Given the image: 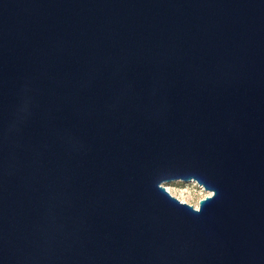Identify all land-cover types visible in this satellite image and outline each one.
I'll list each match as a JSON object with an SVG mask.
<instances>
[{
  "label": "water",
  "instance_id": "water-1",
  "mask_svg": "<svg viewBox=\"0 0 264 264\" xmlns=\"http://www.w3.org/2000/svg\"><path fill=\"white\" fill-rule=\"evenodd\" d=\"M0 264H264V0H0Z\"/></svg>",
  "mask_w": 264,
  "mask_h": 264
},
{
  "label": "rangeland",
  "instance_id": "rangeland-1",
  "mask_svg": "<svg viewBox=\"0 0 264 264\" xmlns=\"http://www.w3.org/2000/svg\"><path fill=\"white\" fill-rule=\"evenodd\" d=\"M169 191L183 201L195 204L200 201L206 189L194 181L175 180L166 183Z\"/></svg>",
  "mask_w": 264,
  "mask_h": 264
},
{
  "label": "clouds",
  "instance_id": "clouds-1",
  "mask_svg": "<svg viewBox=\"0 0 264 264\" xmlns=\"http://www.w3.org/2000/svg\"><path fill=\"white\" fill-rule=\"evenodd\" d=\"M14 132L13 126L9 125L7 128V131L5 135H11ZM206 191L204 192V195L201 196L200 202L198 206H195L193 210L197 213H199L202 210V203L205 202V198H207L209 201L216 198L217 192L213 189H210L208 186L205 185Z\"/></svg>",
  "mask_w": 264,
  "mask_h": 264
},
{
  "label": "snow or ice",
  "instance_id": "snow-or-ice-1",
  "mask_svg": "<svg viewBox=\"0 0 264 264\" xmlns=\"http://www.w3.org/2000/svg\"><path fill=\"white\" fill-rule=\"evenodd\" d=\"M186 202V201H185ZM199 205V201H197L195 204H194V206H198Z\"/></svg>",
  "mask_w": 264,
  "mask_h": 264
},
{
  "label": "bare ground",
  "instance_id": "bare-ground-1",
  "mask_svg": "<svg viewBox=\"0 0 264 264\" xmlns=\"http://www.w3.org/2000/svg\"><path fill=\"white\" fill-rule=\"evenodd\" d=\"M167 187V189H168V186H166ZM169 190V189H168Z\"/></svg>",
  "mask_w": 264,
  "mask_h": 264
}]
</instances>
